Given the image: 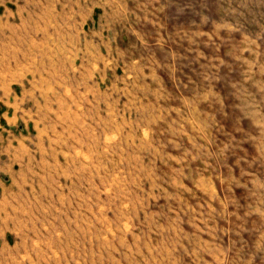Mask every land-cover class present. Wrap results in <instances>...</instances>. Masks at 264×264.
<instances>
[{
    "label": "rangeland",
    "instance_id": "374dc122",
    "mask_svg": "<svg viewBox=\"0 0 264 264\" xmlns=\"http://www.w3.org/2000/svg\"><path fill=\"white\" fill-rule=\"evenodd\" d=\"M20 4L0 264H264V0Z\"/></svg>",
    "mask_w": 264,
    "mask_h": 264
},
{
    "label": "crops",
    "instance_id": "0c3cea01",
    "mask_svg": "<svg viewBox=\"0 0 264 264\" xmlns=\"http://www.w3.org/2000/svg\"><path fill=\"white\" fill-rule=\"evenodd\" d=\"M22 0H0V35L1 32L7 30H13L15 28L16 21L20 18L21 12L25 9V6L20 4ZM9 102V101H8ZM6 114V115H4ZM9 113H2L1 119L6 121L2 125L10 126ZM9 121V122H7ZM7 131L1 130L0 127V200L4 199L5 194L12 187L13 178L16 171L15 166L20 163L22 159L27 157V151L25 146H22L21 140L17 136L11 134H4ZM26 139L25 136L22 137ZM1 215V212H0Z\"/></svg>",
    "mask_w": 264,
    "mask_h": 264
}]
</instances>
